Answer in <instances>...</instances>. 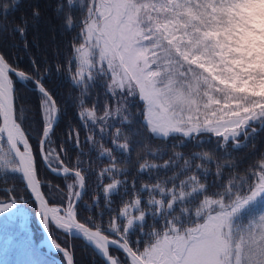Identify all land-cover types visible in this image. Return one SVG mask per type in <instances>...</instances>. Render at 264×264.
<instances>
[{
	"label": "snow or ice",
	"instance_id": "snow-or-ice-1",
	"mask_svg": "<svg viewBox=\"0 0 264 264\" xmlns=\"http://www.w3.org/2000/svg\"><path fill=\"white\" fill-rule=\"evenodd\" d=\"M73 3L58 0L54 12L66 30L79 29L70 42L66 71L78 90L71 99L85 139L81 141L79 127L67 126L66 138L77 148L74 161L64 142L56 145L52 136L64 105L45 82L50 70L45 66L42 71L34 57L30 70H22L0 50V182L6 185L9 173L19 174L65 264H75L74 252L67 242L62 246L51 239L53 228L82 238L103 264H264V210L246 222L242 216L264 201V154L244 175L230 174L227 181L224 168L237 165L217 159L216 190L208 194L205 182L216 150L228 154L229 147L239 149L264 132V62L253 55L251 45L245 47L255 35L253 25L264 20V5L245 0H79L74 9ZM18 4L0 2V37L18 34L28 51L29 28L42 13L37 6L31 11L33 23L27 16L18 24L7 22ZM97 81L103 86V107L98 96L88 100ZM17 82L38 96L35 150L22 115L26 109L16 106ZM212 138L210 151L185 157L175 150L187 141L203 147ZM105 140L113 147H106ZM154 140L161 142L156 148ZM83 143L89 146L87 153ZM93 151L108 164L92 181V203L85 202L89 212L93 206L99 210L81 219L88 174L96 171ZM133 151L138 169L129 180V169L120 165L131 163ZM169 152L163 163L147 159L162 160ZM40 162L63 178V188L40 178ZM169 170L170 176L160 177ZM145 172L155 182H139ZM17 191L15 185L0 188V214L8 220L20 199ZM114 194L121 198L115 208ZM0 243L27 247L31 241L0 230Z\"/></svg>",
	"mask_w": 264,
	"mask_h": 264
},
{
	"label": "trees",
	"instance_id": "trees-1",
	"mask_svg": "<svg viewBox=\"0 0 264 264\" xmlns=\"http://www.w3.org/2000/svg\"><path fill=\"white\" fill-rule=\"evenodd\" d=\"M3 2V0H0ZM10 2V0H9ZM58 2V0H19V4L14 11H11L7 16V22L15 21V23H19V18L21 16H27L29 18L30 23H33L31 17V11L34 7H39L41 10V17L36 20L35 27H30L27 40L29 42V50L25 51L23 48V41L19 37L18 34L14 35H4L0 37V50L7 53L11 62L18 65L20 69L28 71L31 68V58L37 59V61L41 64V70L46 66L50 70V74L45 78V82L49 88L54 90L63 101L64 111L61 116V120L58 125L55 127L52 139L56 142V145H59L61 142H64L65 147H67L68 152L74 161L77 155V148L74 146L73 142L68 141L66 138V128L68 125H73L80 128V139L84 141L85 139V130L80 125V120L78 118L77 112L78 108L74 105L72 96L78 94V90L71 84L68 73L66 71V56L70 52V42L72 37L76 35L79 29L74 30H66L62 25L60 19H58L57 14L54 12V6ZM79 0H74L73 8L78 9ZM253 30L255 35L249 38L248 45H245L247 48L249 45L252 46L255 51H253V55H258L260 57L261 62H264V29L258 28V25H253ZM61 66V70L57 71V65ZM15 80L16 78L13 77ZM17 95L18 100L16 101L17 108H24L26 111L22 114L27 119H25L24 123L26 127H30L32 130L33 139L31 143L33 144L34 150L37 147V137L39 134V121L35 116L36 108L39 103L38 96L34 93L29 86H25L17 82ZM99 97L101 102V107H103L104 95H103V86L97 81L92 89V94L88 97L89 103L96 98ZM137 105L133 103L132 108L135 111ZM243 140V138H242ZM106 147L112 148L113 145L111 140H105L103 142ZM160 141L154 140L152 142V147L156 148L160 145ZM172 143V141H169ZM215 144V139H206L204 141V146L199 147L196 146L193 141H187L184 145L176 148V151H179L185 154V157L189 156L193 152H202V151H210L212 146ZM82 147L84 151L88 152V144L83 143ZM138 151V149H137ZM137 151H133L131 153V163L130 164H121V167H127L129 169L128 179L131 180L132 177L137 175L138 163H137ZM116 156L121 159L124 158V154L122 152L116 151L114 153ZM171 153L163 156V159H153L152 156H148L147 159L149 162L155 163H163L164 160H167ZM261 154H264V132H261L255 136L250 137L246 144L239 149H234L229 147L228 154L225 153L223 149H218L214 153V158L211 164L208 165L210 174L207 177L206 183L209 184V193L215 191V187L212 182L216 180L218 182V178H216L213 174L216 171V163L217 159L221 164L225 162V160L234 161L237 165L235 169L224 168V180L227 181L230 174L239 173L240 175H244L245 170L249 169L250 166L257 162ZM39 162V157H37ZM85 160V167H87V161L89 160V156L85 155L83 157ZM91 159L93 161V168L96 170L95 172H89V187L86 189L83 199L80 202L79 210L80 217L83 219L88 215H96L99 210L96 206H93L91 212H89L88 208L85 207V202L92 203L93 198V184L92 181L95 180L96 172L105 167L108 164V160L105 157H101L97 159V153L93 151L91 153ZM142 162V161H141ZM183 163V161H181ZM195 163H201V160L196 159ZM40 170V178L44 181L50 182L53 185H59L61 188L64 186V180L61 176L53 175L48 171L47 168L44 167L43 163H39ZM172 174V170L168 172L161 171L160 177L164 178L166 175L170 176ZM123 178V177H121ZM7 183L6 185L0 182V188L5 186L11 187V185H15L18 189L16 195H24L28 198L27 204L24 206V210L27 211V216L31 217L32 214L35 213L36 205L31 198L30 192L24 189L23 183L19 178V174H11L5 178ZM108 181L105 180V183ZM139 182H155L154 180L150 181L149 175L147 172L141 173L139 176ZM138 182V183H139ZM45 192L48 189L45 187L43 189ZM3 193L0 192V199H3ZM128 197H125L127 199ZM113 201L112 207L120 206V196L114 194L111 198ZM100 207H104V199L101 195ZM259 212L264 210V201H261L255 204L254 208H250L247 211ZM109 212L105 210L104 220L107 221L109 218ZM149 223H152L151 219H149ZM36 224V220H33L32 226V235L35 236L34 233ZM54 239H57L59 243L64 245L67 242L74 252L75 264H103V258L99 256L97 252L93 250V248L86 244V242L82 238H75L73 236H66L61 232H56L53 228ZM9 235V234H8ZM13 237L18 239L17 235L14 233ZM113 253L115 250L113 249ZM60 257H62L61 253H58ZM39 261L40 264H57L56 261L48 256L43 250L39 249L33 241L27 247H22L19 245H12L2 249L0 247V264H32V262Z\"/></svg>",
	"mask_w": 264,
	"mask_h": 264
},
{
	"label": "rangeland",
	"instance_id": "rangeland-1",
	"mask_svg": "<svg viewBox=\"0 0 264 264\" xmlns=\"http://www.w3.org/2000/svg\"><path fill=\"white\" fill-rule=\"evenodd\" d=\"M247 3L251 4H258V5H264V0H245ZM259 22H264V20H261ZM25 204H17V207L12 210V212L15 214L12 220L7 219V214H0V230H2L4 233L9 234L13 236L15 233L19 238L23 236H27L30 241H33L34 243L39 246L40 239L42 238V233L39 230V226L36 222L33 227H35V236L32 235V229H30V226H32L33 220H36V211L34 214L31 215V217L27 216V211L24 210ZM255 205H253L251 208H254ZM252 213H258L252 211H245L242 213L243 218L245 219V222L248 218V216ZM26 221V224H25ZM24 225V227H21ZM16 238V237H15ZM54 238V237H53ZM58 242V241H57ZM0 247L5 248V246L0 243Z\"/></svg>",
	"mask_w": 264,
	"mask_h": 264
},
{
	"label": "water",
	"instance_id": "water-1",
	"mask_svg": "<svg viewBox=\"0 0 264 264\" xmlns=\"http://www.w3.org/2000/svg\"><path fill=\"white\" fill-rule=\"evenodd\" d=\"M37 218H38V223H39L40 229H41L42 234H43V242L42 243L45 246L44 252L47 255H49L50 257H52L53 259H55V261L57 262V264H65V261L58 256V254H57L58 251H56V249H54L52 247V245L50 243L49 233H48V231H46L44 229L43 225L40 222V219H39V216L38 215H37Z\"/></svg>",
	"mask_w": 264,
	"mask_h": 264
},
{
	"label": "bare ground",
	"instance_id": "bare-ground-1",
	"mask_svg": "<svg viewBox=\"0 0 264 264\" xmlns=\"http://www.w3.org/2000/svg\"><path fill=\"white\" fill-rule=\"evenodd\" d=\"M51 239H54V238L51 237ZM52 247L55 249V247H54L53 245H52ZM56 251H57V250H56Z\"/></svg>",
	"mask_w": 264,
	"mask_h": 264
}]
</instances>
